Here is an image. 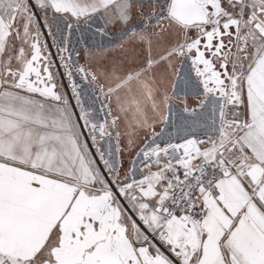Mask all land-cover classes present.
<instances>
[{"label":"snow or ice","instance_id":"snow-or-ice-1","mask_svg":"<svg viewBox=\"0 0 264 264\" xmlns=\"http://www.w3.org/2000/svg\"><path fill=\"white\" fill-rule=\"evenodd\" d=\"M0 264H264V0H0Z\"/></svg>","mask_w":264,"mask_h":264}]
</instances>
